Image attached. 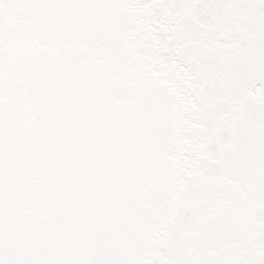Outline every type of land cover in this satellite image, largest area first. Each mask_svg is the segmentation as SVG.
<instances>
[{"label":"snow or ice","instance_id":"1","mask_svg":"<svg viewBox=\"0 0 264 264\" xmlns=\"http://www.w3.org/2000/svg\"><path fill=\"white\" fill-rule=\"evenodd\" d=\"M0 264H264V0H0Z\"/></svg>","mask_w":264,"mask_h":264}]
</instances>
